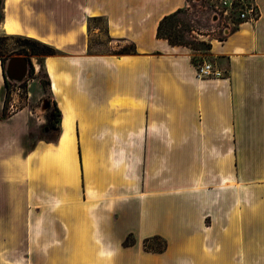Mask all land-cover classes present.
<instances>
[{
    "label": "crops",
    "instance_id": "crops-1",
    "mask_svg": "<svg viewBox=\"0 0 264 264\" xmlns=\"http://www.w3.org/2000/svg\"><path fill=\"white\" fill-rule=\"evenodd\" d=\"M188 1L3 0L0 34L60 50L44 67L61 129L34 137L48 106L0 117V264H264V0L211 41L216 78L157 37ZM98 17L137 52L91 53ZM5 94L0 58V113Z\"/></svg>",
    "mask_w": 264,
    "mask_h": 264
},
{
    "label": "rangeland",
    "instance_id": "rangeland-1",
    "mask_svg": "<svg viewBox=\"0 0 264 264\" xmlns=\"http://www.w3.org/2000/svg\"><path fill=\"white\" fill-rule=\"evenodd\" d=\"M2 4L3 0H0V19ZM219 5V0H189L187 6L184 7L185 11L179 15L181 22L177 26V30L183 41L189 43L186 47L191 51L195 62L207 59L209 44L213 39L223 38L230 30L236 28L240 21L244 20L239 18L237 13L221 14L216 8L220 7ZM214 10L219 12V16L214 17ZM89 26V51L91 53H114L129 45V42L114 39L108 35L107 23L103 17L91 19ZM0 53L2 58H5L4 74L5 65L10 57L21 55L30 60L27 78L22 82L9 80L10 85L6 84L5 113L9 115L29 105L34 113L47 120V106L53 111L55 105L54 98L49 93L50 80L44 67L45 55H31L25 52V44L22 41L2 33L0 34ZM5 79H8L6 74ZM55 131L50 129L44 133L42 129L34 131L33 135L34 137L38 134L52 137L56 135ZM16 243L22 244V239ZM151 244L163 246L164 242L157 239L153 240ZM4 256L5 254H1V258ZM13 261L4 264H22V254H16Z\"/></svg>",
    "mask_w": 264,
    "mask_h": 264
},
{
    "label": "trees",
    "instance_id": "trees-1",
    "mask_svg": "<svg viewBox=\"0 0 264 264\" xmlns=\"http://www.w3.org/2000/svg\"><path fill=\"white\" fill-rule=\"evenodd\" d=\"M184 11H185L184 8H180L173 13L165 15L159 22V25L157 28V37L167 39L169 43L172 45L187 46L189 43L183 41L182 36L179 34L177 30V26L181 22L179 19V15L183 13ZM234 30L235 28L232 29V31ZM11 36L16 37L18 40L22 41L25 44V52H28L31 55H45L46 56V55H55L58 52H60V50L56 46L43 42L36 38L21 36V35H11ZM210 47H211V43L209 44V49ZM136 52L137 50H136L135 44L129 43L128 46H124L123 48H121V50H119L118 52H114L112 54L123 55V54H132ZM0 58L3 64H5V58H2L1 53H0ZM6 84L10 85V81L8 79L6 80ZM5 111H6V103L4 105L3 112L0 113L1 118H5L8 116V114L5 113ZM60 118H61V110L59 109L58 106H56L54 110V117L49 124L50 129L56 130L55 137L53 139H49L51 141H56L58 139L60 129H61V126L59 124ZM34 142H35L34 137H32L30 148L34 146ZM163 242H164V245H166V242L165 241ZM126 243H129V241L127 240Z\"/></svg>",
    "mask_w": 264,
    "mask_h": 264
},
{
    "label": "built area",
    "instance_id": "built-area-1",
    "mask_svg": "<svg viewBox=\"0 0 264 264\" xmlns=\"http://www.w3.org/2000/svg\"><path fill=\"white\" fill-rule=\"evenodd\" d=\"M219 12L222 14L237 13L238 17L244 20H255L259 16L257 6L250 0H219ZM219 12L214 10V17L219 16ZM197 76L200 78L223 77L224 73L217 69L212 63L203 60L195 63Z\"/></svg>",
    "mask_w": 264,
    "mask_h": 264
},
{
    "label": "water",
    "instance_id": "water-1",
    "mask_svg": "<svg viewBox=\"0 0 264 264\" xmlns=\"http://www.w3.org/2000/svg\"><path fill=\"white\" fill-rule=\"evenodd\" d=\"M30 60L21 55L12 56L5 65V74L8 80L22 82L29 74Z\"/></svg>",
    "mask_w": 264,
    "mask_h": 264
},
{
    "label": "bare ground",
    "instance_id": "bare-ground-1",
    "mask_svg": "<svg viewBox=\"0 0 264 264\" xmlns=\"http://www.w3.org/2000/svg\"><path fill=\"white\" fill-rule=\"evenodd\" d=\"M13 28L9 27L8 25H6V30L12 31ZM55 87V86H54ZM65 140V139H64Z\"/></svg>",
    "mask_w": 264,
    "mask_h": 264
}]
</instances>
